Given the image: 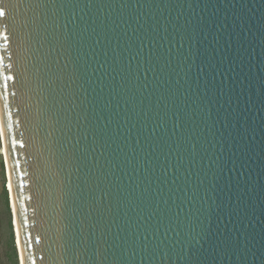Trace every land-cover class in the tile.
Instances as JSON below:
<instances>
[{
    "label": "water",
    "instance_id": "obj_1",
    "mask_svg": "<svg viewBox=\"0 0 264 264\" xmlns=\"http://www.w3.org/2000/svg\"><path fill=\"white\" fill-rule=\"evenodd\" d=\"M17 2L0 139L23 264H264V0Z\"/></svg>",
    "mask_w": 264,
    "mask_h": 264
},
{
    "label": "snow or ice",
    "instance_id": "obj_2",
    "mask_svg": "<svg viewBox=\"0 0 264 264\" xmlns=\"http://www.w3.org/2000/svg\"><path fill=\"white\" fill-rule=\"evenodd\" d=\"M24 0H18L17 2V6H19L20 3H23ZM8 3H10V0H0V19H3V18H11L10 17V9L8 8ZM30 22L25 20L24 23H23V27L25 29H28V26H29ZM29 35L31 34L30 32L28 33ZM0 35H3L4 37V40H5V45L3 47L7 48V45H8V42L10 40V37L8 35H4L3 32H0ZM141 47H143V44L141 45ZM180 47L182 48L183 47V44L180 45ZM2 62H3V57H0V65H2ZM8 67H11V65H8ZM148 71H151V69H148ZM200 71L203 72L204 71V67L203 65L200 66ZM0 76L3 77V79L5 81H12L14 79L13 76L9 75V76H3V73L0 72ZM4 87L7 88L8 85L7 83L4 84ZM13 95H15V93H13ZM4 98L6 99L7 98V95L6 93L4 94ZM174 115H177V124L175 126V129L174 130H177V129H181L183 128V120L181 117H179L178 114H175ZM153 131H155V129H153ZM7 133L5 130L3 129H0V137H6ZM0 142H2V139H0ZM188 143L190 145V151H191V154L193 155V159L195 157L196 154H198V144H199V141L197 142H192L191 139L188 140ZM179 147V141H178V145ZM202 147V145H201ZM215 163V162H214ZM167 171V169H165V172ZM231 171V170H230ZM221 172H222V169H221ZM175 182V181H173ZM204 183L203 180H201L198 184H196L194 187H192L190 190L192 191L193 195L192 197L188 200V204L192 205V207H189L187 209V214L185 215V220L188 221L189 224H192L193 222V217H195V220H199V215H197L198 213H200L201 209L200 208H195V204L197 202V192L199 191L200 189V186ZM180 191H186L185 189H180ZM184 207V204L181 203L179 205H177V209L178 211H176L174 213V216H169L168 217V220H169V224L167 226V230H170V231H176L177 228H180L181 226V221H180V209H182ZM193 208H195V212L193 211ZM175 224V227H173L172 225ZM157 231H159V229H157ZM204 230L202 229V232ZM177 235H179L180 233L177 232L176 233ZM167 235V231H165V236ZM145 239H147V237H145Z\"/></svg>",
    "mask_w": 264,
    "mask_h": 264
},
{
    "label": "rangeland",
    "instance_id": "obj_3",
    "mask_svg": "<svg viewBox=\"0 0 264 264\" xmlns=\"http://www.w3.org/2000/svg\"><path fill=\"white\" fill-rule=\"evenodd\" d=\"M2 147L0 142V148ZM12 223V211L10 207L9 192L7 189V173L4 157L0 153V264H20L18 249L15 243L13 229V244L16 248V256L12 249V236L10 229ZM13 227V224H12Z\"/></svg>",
    "mask_w": 264,
    "mask_h": 264
},
{
    "label": "bare ground",
    "instance_id": "obj_4",
    "mask_svg": "<svg viewBox=\"0 0 264 264\" xmlns=\"http://www.w3.org/2000/svg\"><path fill=\"white\" fill-rule=\"evenodd\" d=\"M1 145H2V142H1ZM0 153L4 156L6 155V149H5V143H4V147L2 146L0 148ZM7 157V156H6ZM9 187H10V180H9ZM11 190V188H10ZM13 202V201H12ZM14 208V207H13ZM15 215V214H14ZM15 221H16V218H15ZM16 228H17V224H16ZM17 241H18V248H19V252H20V261H21V264H23V259H22V254H21V248H20V242H19V236H18V230H17Z\"/></svg>",
    "mask_w": 264,
    "mask_h": 264
},
{
    "label": "trees",
    "instance_id": "obj_5",
    "mask_svg": "<svg viewBox=\"0 0 264 264\" xmlns=\"http://www.w3.org/2000/svg\"><path fill=\"white\" fill-rule=\"evenodd\" d=\"M9 224H10V229H11V231H12V232H11V236H12V242H11V243H12V249H13L14 255L16 256V248H15V245L13 244V243H14V242H13V241H14V240H13V227H12V223H11V221H10Z\"/></svg>",
    "mask_w": 264,
    "mask_h": 264
}]
</instances>
